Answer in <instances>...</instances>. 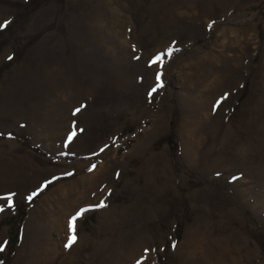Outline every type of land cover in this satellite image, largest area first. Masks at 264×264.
<instances>
[{"label":"rangeland","instance_id":"374dc122","mask_svg":"<svg viewBox=\"0 0 264 264\" xmlns=\"http://www.w3.org/2000/svg\"><path fill=\"white\" fill-rule=\"evenodd\" d=\"M5 22L2 264H264V0H0ZM173 41L150 98L147 62ZM105 196L66 251L68 218Z\"/></svg>","mask_w":264,"mask_h":264},{"label":"snow or ice","instance_id":"6c2138e0","mask_svg":"<svg viewBox=\"0 0 264 264\" xmlns=\"http://www.w3.org/2000/svg\"><path fill=\"white\" fill-rule=\"evenodd\" d=\"M215 24V21L210 22L207 25V29L209 31L212 30L213 25ZM7 26V22H5V24L0 25V30H2L3 28H5ZM129 31H131L129 29ZM176 42L173 41V43L168 46L166 49L157 52L156 54H154L148 63V67L149 68H155L157 69L154 73V85L150 87V90L148 91V96L151 98L153 97V94L156 93L158 91V89H161L165 86V81L163 79L164 75H165V68L166 65L171 63L174 59H175V55L177 52L180 51V49L178 47L175 46ZM135 46H133V52H135ZM13 57L9 56L8 59L11 60ZM141 57L139 55H136L133 57V59L135 60H139ZM228 94L225 93L223 94L219 99H217L215 101V103L213 104V112H215L217 110L218 107H220V105L223 103L224 100L227 99ZM85 107V105H80V107L75 108L72 111V116H76L78 113L81 112V110ZM21 127H25V125H20ZM84 130L82 128H78L76 121H72V126H71V130L69 131V133L66 135L64 141H63V148L64 149H69L70 145L73 144L74 140L78 137L79 133H82ZM5 134L0 132V137L4 136ZM8 138H14L12 136L11 133L7 134ZM107 147V146H106ZM105 148H100L99 152H104ZM58 155L61 156H74L75 153L71 152V151H67V152H60ZM92 155H97V153H92ZM97 169V165L95 163L91 164L90 167L87 168V171L89 173L94 172ZM76 175L75 171H65L63 172L61 175H54L49 179H46L43 183H41L35 190L29 192L28 194H26L25 196V200L29 203L32 204L38 197L41 196V194L45 193L46 191L51 190V186H54L58 181L62 180V179H67L70 177H74ZM118 175V173H117ZM220 174L217 173V176H219ZM241 177L240 176H233L231 177L230 182H236L237 180H239ZM101 191H103V188H101ZM16 195V193H11L9 194L7 197H3L0 196V200L6 199L7 203L6 205H0V213H3L5 211V209H15V203L13 200V197ZM93 195H95V193H93ZM111 195V191L109 190L106 194V196H110ZM106 196L105 198H101L99 199L98 203L93 204V205H88V206H84V207H80L78 210L75 211V213L73 215H71L68 220H67V238H66V242L64 243V248L66 251H70L75 245H77L78 243V227H79V221H81L86 214H88L89 212L92 211H96L99 209H105L108 207V204L106 203ZM171 239V238H170ZM8 244V241H4L2 244H0V253H3L5 251V248ZM171 249L173 251L176 250L177 248V242L176 241H172L171 245H170ZM164 248H160L159 251H164ZM149 249H145V256H147V254L149 253ZM151 251H156V249H152ZM0 264H2V262H0ZM137 264H143V261H138Z\"/></svg>","mask_w":264,"mask_h":264},{"label":"trees","instance_id":"16d2710c","mask_svg":"<svg viewBox=\"0 0 264 264\" xmlns=\"http://www.w3.org/2000/svg\"><path fill=\"white\" fill-rule=\"evenodd\" d=\"M256 10V7H253V8H250V9H248L247 11H240L239 12V15H243V14H248V13H253L254 11ZM127 148V147H126ZM125 149V148H124ZM125 151V150H124ZM123 151V152H124Z\"/></svg>","mask_w":264,"mask_h":264}]
</instances>
